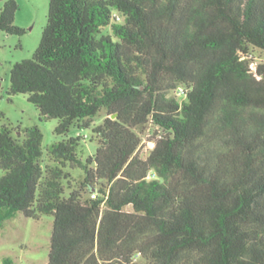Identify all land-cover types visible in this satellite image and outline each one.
Here are the masks:
<instances>
[{"label":"trees","instance_id":"1","mask_svg":"<svg viewBox=\"0 0 264 264\" xmlns=\"http://www.w3.org/2000/svg\"><path fill=\"white\" fill-rule=\"evenodd\" d=\"M18 9L4 1L0 31L25 33ZM255 49L264 0H49L41 41L13 64L7 93L58 119L64 138L45 157L38 125L1 126L0 228L53 216L47 264H264ZM73 126L98 141L86 159L88 136L69 135ZM148 133L155 146L143 154Z\"/></svg>","mask_w":264,"mask_h":264},{"label":"rangeland","instance_id":"2","mask_svg":"<svg viewBox=\"0 0 264 264\" xmlns=\"http://www.w3.org/2000/svg\"><path fill=\"white\" fill-rule=\"evenodd\" d=\"M5 0L0 1V9ZM19 9L16 14V24L25 29L24 34H9L0 31V129L6 124L16 131L19 127L38 125L43 132L44 156L47 148L64 136L55 133L58 119H41L39 109L28 100L26 94L10 96L7 91L10 86V73L13 64L26 58H31L42 37V24L47 23L49 0H17ZM34 22V23H33ZM35 24V25H34ZM105 33H111L107 27ZM257 59L264 60V51L255 49ZM106 115L102 110L96 117V123H101ZM83 134L88 137L82 140L80 155L83 159L93 155L98 148V141L92 139L91 129H80L73 126L69 135ZM146 145V146H145ZM147 136L143 139L142 153L146 154L154 147ZM1 173V170H0ZM82 171L73 170V187H77L82 178ZM70 189H68L69 191ZM90 196V193L86 194ZM53 228V216L44 215L36 220L19 214L6 221L0 228V264L4 257L11 256L14 264H47L50 252V239Z\"/></svg>","mask_w":264,"mask_h":264},{"label":"built area","instance_id":"3","mask_svg":"<svg viewBox=\"0 0 264 264\" xmlns=\"http://www.w3.org/2000/svg\"><path fill=\"white\" fill-rule=\"evenodd\" d=\"M117 18L120 20L121 19V17L120 16H117ZM256 66H255V64L253 65V68H255ZM177 94L180 96V97H182L183 95H184V89L183 88H179L178 89V92H177ZM159 129V128H158ZM150 136H152V133H148L147 134V137H150ZM149 142H154L153 140L152 141H149ZM154 145H155V142H154ZM151 176V175H150ZM93 196H95V194H93Z\"/></svg>","mask_w":264,"mask_h":264},{"label":"crops","instance_id":"4","mask_svg":"<svg viewBox=\"0 0 264 264\" xmlns=\"http://www.w3.org/2000/svg\"><path fill=\"white\" fill-rule=\"evenodd\" d=\"M33 23H34V22H33ZM17 24H18V25H20V23H19V22H18ZM34 25H35V24H34ZM45 25H46V24H42V26H41V27H42V31H43V29H44ZM42 33H43V32H42ZM40 41H41V40H40ZM39 43H40V42H38V44H37V46H36V48H35V51H36V49H37V47H38Z\"/></svg>","mask_w":264,"mask_h":264},{"label":"water","instance_id":"5","mask_svg":"<svg viewBox=\"0 0 264 264\" xmlns=\"http://www.w3.org/2000/svg\"><path fill=\"white\" fill-rule=\"evenodd\" d=\"M112 117H115V116H112Z\"/></svg>","mask_w":264,"mask_h":264}]
</instances>
